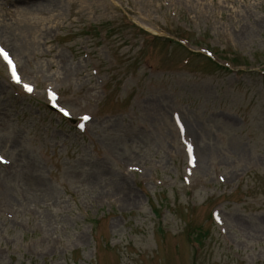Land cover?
Returning <instances> with one entry per match:
<instances>
[{
    "label": "rangeland",
    "instance_id": "rangeland-1",
    "mask_svg": "<svg viewBox=\"0 0 264 264\" xmlns=\"http://www.w3.org/2000/svg\"><path fill=\"white\" fill-rule=\"evenodd\" d=\"M0 37V264H264V0H0Z\"/></svg>",
    "mask_w": 264,
    "mask_h": 264
},
{
    "label": "snow or ice",
    "instance_id": "snow-or-ice-1",
    "mask_svg": "<svg viewBox=\"0 0 264 264\" xmlns=\"http://www.w3.org/2000/svg\"><path fill=\"white\" fill-rule=\"evenodd\" d=\"M0 56H3L4 60L7 62V65L9 67V69L11 70V73H12V79L15 80L17 83H20V77L19 75L17 74V69H16V66L15 64L13 63L9 53L3 48V47H0ZM24 88L31 92L33 90V86L31 84H24ZM50 97H51V100L53 102L56 101V93L55 92H51L50 91ZM57 107H59V105H57ZM60 111L62 113H64L65 115H68V110L63 108V107H60ZM84 120H88L89 117L87 115H85L83 117ZM81 127H83V125H81ZM190 150H191V146H189ZM0 162H5L4 160V157L3 156H0Z\"/></svg>",
    "mask_w": 264,
    "mask_h": 264
},
{
    "label": "bare ground",
    "instance_id": "bare-ground-1",
    "mask_svg": "<svg viewBox=\"0 0 264 264\" xmlns=\"http://www.w3.org/2000/svg\"><path fill=\"white\" fill-rule=\"evenodd\" d=\"M186 125H187V126H186V129L188 130V128H187V127H188V123H187V122H186Z\"/></svg>",
    "mask_w": 264,
    "mask_h": 264
}]
</instances>
